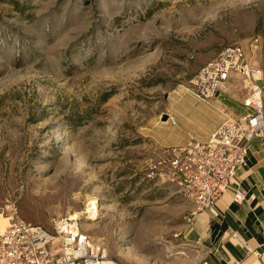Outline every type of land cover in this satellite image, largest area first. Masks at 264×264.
<instances>
[{
    "label": "rangeland",
    "instance_id": "obj_1",
    "mask_svg": "<svg viewBox=\"0 0 264 264\" xmlns=\"http://www.w3.org/2000/svg\"><path fill=\"white\" fill-rule=\"evenodd\" d=\"M234 44L264 73V0H0V233L77 215L113 264H182L190 204L147 174Z\"/></svg>",
    "mask_w": 264,
    "mask_h": 264
},
{
    "label": "built area",
    "instance_id": "obj_2",
    "mask_svg": "<svg viewBox=\"0 0 264 264\" xmlns=\"http://www.w3.org/2000/svg\"><path fill=\"white\" fill-rule=\"evenodd\" d=\"M263 79L262 69L234 44L223 47L189 81L186 91L210 102L237 80L247 112L226 117L205 142L191 138L183 146L164 148L150 167L149 179L176 187L190 204L187 225L201 212L212 215L227 192L237 204L255 199L236 186V174L245 165L251 140L264 139V88L258 84ZM107 256L106 248L70 217L53 220L49 229L12 219L0 233V264H102Z\"/></svg>",
    "mask_w": 264,
    "mask_h": 264
},
{
    "label": "crops",
    "instance_id": "obj_3",
    "mask_svg": "<svg viewBox=\"0 0 264 264\" xmlns=\"http://www.w3.org/2000/svg\"><path fill=\"white\" fill-rule=\"evenodd\" d=\"M235 81L210 102L199 101L184 89L168 120L170 137L163 147L183 146L191 138L205 142L226 117L247 112L244 91ZM262 82L258 84L264 88ZM236 186L255 199L237 204L227 192L215 203L212 215L199 213L181 233L186 248L182 264H264V139L251 140Z\"/></svg>",
    "mask_w": 264,
    "mask_h": 264
},
{
    "label": "bare ground",
    "instance_id": "obj_4",
    "mask_svg": "<svg viewBox=\"0 0 264 264\" xmlns=\"http://www.w3.org/2000/svg\"><path fill=\"white\" fill-rule=\"evenodd\" d=\"M96 212H97V208H96L95 202H92V205L90 206V208H88V209L86 210V213H89V214H93V215H95ZM77 218H78L77 215L70 216V219H77ZM6 228H7V225H6V227L4 228L3 232L5 231ZM3 232H2V233H3ZM179 253H181V252H179ZM107 259H108V258H107ZM107 259H105V260H107ZM105 260H104V261H105ZM102 263H103V262H102ZM108 264H113V263H111V262L109 261Z\"/></svg>",
    "mask_w": 264,
    "mask_h": 264
}]
</instances>
